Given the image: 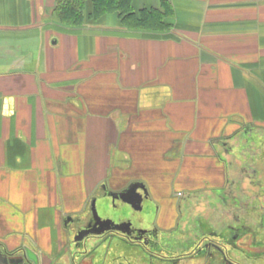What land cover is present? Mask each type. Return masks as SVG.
<instances>
[{"label":"crops","instance_id":"1","mask_svg":"<svg viewBox=\"0 0 264 264\" xmlns=\"http://www.w3.org/2000/svg\"><path fill=\"white\" fill-rule=\"evenodd\" d=\"M162 1L172 26L155 36L115 16L69 29L55 0H0L3 249L36 264L70 257L104 187L143 184L169 202L156 228L171 232L169 192L235 185L228 143L264 129V0L135 6Z\"/></svg>","mask_w":264,"mask_h":264},{"label":"rangeland","instance_id":"2","mask_svg":"<svg viewBox=\"0 0 264 264\" xmlns=\"http://www.w3.org/2000/svg\"><path fill=\"white\" fill-rule=\"evenodd\" d=\"M228 149L234 157L230 167L234 170L235 185L226 192H185L182 197L169 192V201L175 202L176 213H179V226L174 232L159 231L165 255L184 253L195 236L199 238L200 233L209 231L214 245L225 250V254L218 257L221 261L215 259L213 264H224L225 260V264H264V129L243 128L240 135L228 143ZM97 196L98 199L92 200L101 220L115 225L130 223L135 230L143 231L156 227L159 208L164 205L166 210L169 203L163 200L158 204L148 198L141 203V210L135 211L120 200ZM186 231L189 234H185ZM69 246L70 257L66 250L67 257L52 258L53 264H158L156 257L117 238L105 242L91 239L80 249L72 241ZM179 264L203 263L200 259H187Z\"/></svg>","mask_w":264,"mask_h":264},{"label":"flooded vegetation","instance_id":"3","mask_svg":"<svg viewBox=\"0 0 264 264\" xmlns=\"http://www.w3.org/2000/svg\"><path fill=\"white\" fill-rule=\"evenodd\" d=\"M133 185L143 186V190L145 191L146 194V197L143 198V200L148 199L150 197L149 193L147 192V189L140 182H131L118 192H112L106 190L105 187L104 190L106 191V195H109V193H122L124 191H127L128 188ZM137 192L140 194L143 193L141 189H138ZM178 218H179V213H178ZM94 224H95L94 221L92 220V218H90V220L86 224H84V226L78 228L75 231V233H73L71 241L73 242V245L75 247L80 249L81 247L85 246L88 240L91 239H94L95 241L98 240L100 242H105V240L117 238L122 242L123 241L126 242L130 246L140 247L143 253H148L156 257L158 260V264H179V262H182L183 260H187V259H200L203 264H213L215 259H217V261H221V259L219 260L218 257H220V255L223 256V254H225V250L222 249L221 246L214 245L212 232L209 231L200 233L201 236L199 238L195 236L194 240L191 241V244H189L184 249V253L176 256H167L165 255V253H162L164 252L163 245H161L160 243V239H159L160 234H159V230L156 227L150 231H143V230H135L130 225V227L126 229V232L128 233L127 235L120 234L115 231H108V232H104L103 234L97 235L91 233L99 229L98 227H94ZM178 226L179 223L177 220L175 227L172 229L173 231L172 230L170 231L174 232L176 229H178ZM89 231L91 232L84 237V240L74 241L79 237V233L89 232ZM185 234H189V233L186 231ZM0 249L4 254V257L0 255V264H36L35 262H30L27 259L26 255L21 252L18 251L9 252L3 249L1 246ZM74 258L75 257H72V259Z\"/></svg>","mask_w":264,"mask_h":264},{"label":"trees","instance_id":"4","mask_svg":"<svg viewBox=\"0 0 264 264\" xmlns=\"http://www.w3.org/2000/svg\"><path fill=\"white\" fill-rule=\"evenodd\" d=\"M53 14L69 29L115 16L122 28L155 36L169 31L173 18V10L165 1L157 8H137L135 0H55Z\"/></svg>","mask_w":264,"mask_h":264},{"label":"water","instance_id":"5","mask_svg":"<svg viewBox=\"0 0 264 264\" xmlns=\"http://www.w3.org/2000/svg\"><path fill=\"white\" fill-rule=\"evenodd\" d=\"M138 189H141L143 193L142 194L138 193L137 192ZM108 197H110L112 201L120 200L122 203L129 205L133 210L140 211L142 200L143 198L146 197V194H145V191L143 190L142 185H133L129 187L127 191H124L122 193H109ZM90 213H91V218L95 223L94 227H98L99 229L95 232L89 231V232L79 233V237L74 241L84 240V237L90 232L92 234L94 233L97 235L103 234L104 232H108V231H115V232H118L120 234H125V235L128 234L126 232V229L130 227L131 225L130 223H123V224L115 225L109 220H101L96 213V210L94 207V201L91 202ZM0 255L4 257V254L1 251V249H0Z\"/></svg>","mask_w":264,"mask_h":264}]
</instances>
